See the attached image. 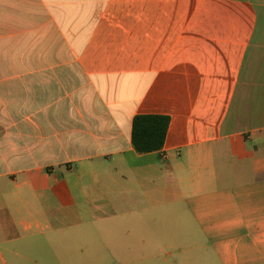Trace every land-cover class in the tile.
Listing matches in <instances>:
<instances>
[{
    "label": "crops",
    "instance_id": "crops-1",
    "mask_svg": "<svg viewBox=\"0 0 264 264\" xmlns=\"http://www.w3.org/2000/svg\"><path fill=\"white\" fill-rule=\"evenodd\" d=\"M12 2L51 17L33 48ZM0 17V264L91 227L129 257L161 240L153 263L264 264V0H0ZM137 115L170 117L161 151H135Z\"/></svg>",
    "mask_w": 264,
    "mask_h": 264
},
{
    "label": "rangeland",
    "instance_id": "rangeland-1",
    "mask_svg": "<svg viewBox=\"0 0 264 264\" xmlns=\"http://www.w3.org/2000/svg\"><path fill=\"white\" fill-rule=\"evenodd\" d=\"M16 2H12L14 5ZM12 5V15L8 19V23L11 25L12 30H17V26L27 27L28 30H31V33H28V36H31L32 39H28L29 44L33 48V31L36 28H41L42 26H48L51 23V17L42 15L44 11H35L34 4L33 9L23 10L22 13L18 11V7ZM0 24H3V18L0 17ZM36 35V34H35ZM38 35V34H37ZM32 52V53H31ZM34 54V50H30V55ZM108 229H114V226H109ZM97 228L91 227L89 235L90 237L84 241H76L77 246L74 242L71 241H62V244L59 245L54 241H51L52 246H47L45 248H38L31 254L26 255L23 264H35L31 263V260H37L41 264H164L165 259H170L163 254L157 260L151 261V258H147L145 253L147 250L152 255L158 252L157 248L160 246L163 249L161 240L156 241L155 250L150 247L140 246L137 251L139 256L129 257L127 255H121L120 252L116 249L115 246V233L110 232L106 234L97 233ZM157 238V237H156ZM160 249V248H159ZM9 264H13L10 260ZM166 264V263H165Z\"/></svg>",
    "mask_w": 264,
    "mask_h": 264
},
{
    "label": "trees",
    "instance_id": "trees-1",
    "mask_svg": "<svg viewBox=\"0 0 264 264\" xmlns=\"http://www.w3.org/2000/svg\"><path fill=\"white\" fill-rule=\"evenodd\" d=\"M171 119L161 115H137L133 122L132 144L138 154L161 151Z\"/></svg>",
    "mask_w": 264,
    "mask_h": 264
}]
</instances>
